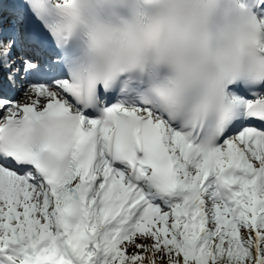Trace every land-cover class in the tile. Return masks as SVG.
Listing matches in <instances>:
<instances>
[{
  "label": "snow or ice",
  "instance_id": "1",
  "mask_svg": "<svg viewBox=\"0 0 264 264\" xmlns=\"http://www.w3.org/2000/svg\"><path fill=\"white\" fill-rule=\"evenodd\" d=\"M0 264H264V0H0Z\"/></svg>",
  "mask_w": 264,
  "mask_h": 264
}]
</instances>
